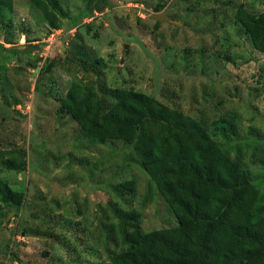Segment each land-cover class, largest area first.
<instances>
[{
	"label": "rangeland",
	"instance_id": "rangeland-1",
	"mask_svg": "<svg viewBox=\"0 0 264 264\" xmlns=\"http://www.w3.org/2000/svg\"><path fill=\"white\" fill-rule=\"evenodd\" d=\"M89 1L61 0L68 18L53 36L26 0L0 21V150H26L27 162L24 173L0 166V177L26 193L20 212L0 204V264H110L130 229L178 224L130 147L98 144L59 117L71 84L94 75L82 69L92 59L107 66L100 87L94 75L98 91L133 87L209 129L223 117L236 123L238 141H217L264 189V54L236 15L240 4L264 15V0H99L93 15ZM159 4L181 24L156 28ZM47 59L54 67L39 83ZM131 181L135 195L122 188Z\"/></svg>",
	"mask_w": 264,
	"mask_h": 264
},
{
	"label": "trees",
	"instance_id": "trees-1",
	"mask_svg": "<svg viewBox=\"0 0 264 264\" xmlns=\"http://www.w3.org/2000/svg\"><path fill=\"white\" fill-rule=\"evenodd\" d=\"M16 1L0 0V21L4 23L5 10L11 12ZM26 1L42 13L51 31L64 28L68 13L61 0ZM98 1L87 3L89 15ZM162 8L159 4L154 12ZM236 15L256 50L264 54V15L250 13L243 4ZM160 25L156 22V28ZM86 27L90 31L91 25ZM53 67L54 60L47 59L39 83ZM106 67L102 58L92 59L90 68L82 65L96 76L99 87ZM88 77L74 81L59 99V117H70L98 144L122 142L130 147L178 223L150 232L130 229L124 235L126 249L110 253V264H264V189L254 185L241 157L233 158L217 141H238L236 123L223 117L209 129L133 87L98 91L94 78ZM250 134L254 136L253 130ZM25 155L23 149L0 150V166L24 173ZM122 188L137 193L133 181ZM25 194L0 177V204L20 212ZM140 213L132 210L131 220L138 222ZM106 230L107 241L114 242L112 227Z\"/></svg>",
	"mask_w": 264,
	"mask_h": 264
},
{
	"label": "water",
	"instance_id": "water-1",
	"mask_svg": "<svg viewBox=\"0 0 264 264\" xmlns=\"http://www.w3.org/2000/svg\"><path fill=\"white\" fill-rule=\"evenodd\" d=\"M151 18L153 20H155L156 22H171L173 24H181L180 22L174 20V19H171L167 14L166 12H161V13H155V14H152L151 15ZM128 46H126L127 48ZM125 54H126V51H125ZM40 68L37 69V73L39 72ZM33 76H36V74H34ZM92 77L94 78V81H95V76L92 75ZM2 106V104L0 103V107ZM55 192L57 193L58 192V188L56 187L55 188Z\"/></svg>",
	"mask_w": 264,
	"mask_h": 264
},
{
	"label": "built area",
	"instance_id": "built-area-1",
	"mask_svg": "<svg viewBox=\"0 0 264 264\" xmlns=\"http://www.w3.org/2000/svg\"><path fill=\"white\" fill-rule=\"evenodd\" d=\"M60 31H63V30H62V29H61V30H56V31L52 34V36L55 35V34H57V32H60Z\"/></svg>",
	"mask_w": 264,
	"mask_h": 264
}]
</instances>
